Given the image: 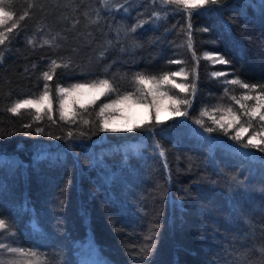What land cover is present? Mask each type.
Here are the masks:
<instances>
[{
	"label": "trees",
	"instance_id": "16d2710c",
	"mask_svg": "<svg viewBox=\"0 0 264 264\" xmlns=\"http://www.w3.org/2000/svg\"><path fill=\"white\" fill-rule=\"evenodd\" d=\"M115 3L129 11H116ZM11 10L18 27L0 45V214L14 221L20 240L46 252L51 264H264V152L241 147L264 122L254 120L241 141L229 139L234 130L207 133L195 123L201 109L217 106L248 119L230 99L245 90L222 81L236 76L264 84V0L199 9L203 14L191 19L192 49L184 14L156 20L153 11L163 17L164 10L151 0H113L108 8L101 0H12ZM141 20L143 27L131 32ZM205 51L231 63L213 64L202 58ZM52 59L69 65L47 81L52 119L34 121L33 110L8 112L17 99L43 91ZM180 68L189 72L184 82H196L187 118L162 111L164 123L154 132L99 129L105 118L123 128L151 111L133 116L137 106L118 105L99 114L118 94L141 87L136 73L159 77ZM217 70L229 75L215 78ZM96 79H108L116 91L79 94L78 103L67 102L75 115L61 120L55 86Z\"/></svg>",
	"mask_w": 264,
	"mask_h": 264
},
{
	"label": "snow or ice",
	"instance_id": "6c2138e0",
	"mask_svg": "<svg viewBox=\"0 0 264 264\" xmlns=\"http://www.w3.org/2000/svg\"><path fill=\"white\" fill-rule=\"evenodd\" d=\"M103 6L108 8L113 3V0H101ZM152 4L159 3L160 8L164 10V16H161L159 11H153L152 16L159 20L161 18H167L169 14L176 15L183 13L188 20L187 24V46L192 49V35H191V19L194 14L202 15L199 9H209L210 11L219 9L225 0H151ZM12 0H0V45H4L5 41L9 39L7 33H12L14 29L18 27V23L14 19V13L11 10ZM212 6H215L213 9ZM115 10L119 11L124 7L122 3L114 4ZM124 11L127 13L128 8L124 7ZM25 19V16H20L19 20ZM97 21H93L96 23ZM145 21L141 20L137 25L131 27L130 31L135 32L137 27H143ZM201 31L207 32V28L201 29ZM29 44L32 40L28 41ZM45 45L51 46L53 41L44 40ZM43 46V45H42ZM4 50H0V63H3ZM195 58V53H193ZM203 59L211 61L213 64L228 65L230 60L226 59L223 54L210 53L205 51L203 53ZM170 63H183L180 60H172ZM68 63H60L56 59H52L49 63L48 70L42 73V79L45 81L43 85V91L38 95L28 96L17 99L11 106L7 108V111L13 115L21 114L22 110H33V120L40 121L44 115H47L49 119H52L53 112V92L52 86L47 83L53 79L55 70L60 67L67 68ZM195 72V69H193ZM215 78L229 75L224 71L217 70L211 73ZM176 77H182L181 82L176 81ZM189 72L185 68H180L176 71L163 73L159 77L155 75H147L145 73H136L133 77L134 82L141 86L137 87L133 92H125L118 94L115 99L109 103L103 104L99 109V114L103 115L106 109L115 108L118 105L139 106L151 111L148 113L144 120L132 124L128 127L116 128L109 126V120L111 117L105 118L101 121L99 129L105 132H132L135 130L144 129L147 127L148 132H154L155 128L164 123L161 119L160 113L167 111L169 118L172 117H184L189 115V109L192 107V98L196 94V82L195 78L188 81ZM224 84L237 85L245 91L242 92L237 98L236 95L230 97L236 105H239L243 110V115L247 116L246 121H242V116L233 109L232 106L222 108L220 106L214 107L211 110L208 108L201 109L200 117L196 118L195 123L200 125L205 132L213 133L218 129L222 130L225 135H228L229 131L234 130V135L229 136V139L241 141L244 139V135L249 132V129L253 128V121L258 118L259 122H264V84H250L239 77H232L222 81ZM171 85V88L179 89L180 92L186 93L184 97H178L171 92V89L167 86ZM86 91L97 93V98L102 95H107L110 92H115L114 85L108 79H96L92 81H85L82 83H74L69 87H62L60 85L55 86V92L57 94V102L59 105V116L61 120L68 122L75 115V112L71 111L70 106L67 104L69 99H72V103L79 102L78 95ZM225 94H228V89L225 88ZM247 101H254L252 104L246 103ZM170 102V104L168 103ZM92 103H95L93 100ZM83 106V105H81ZM223 112L224 114L217 118L214 113ZM202 117H207L213 127H205V121ZM55 123V121H53ZM88 123L87 120L84 121ZM24 127L30 128L31 124H25ZM43 129L38 128L37 134H40ZM72 133H68V137L71 138ZM59 139V137H57ZM257 149L260 152H264V123L259 125V130H254L251 135L247 137L243 148ZM159 150V156L165 158L166 163V151L159 144H156ZM246 155V154H245ZM40 157L38 156L37 159ZM236 180V177H232ZM264 191V187L261 188ZM41 226L37 221L32 226V231L39 233ZM261 254H264V247L260 248ZM0 264H51L48 254L42 252L39 248L31 245H25L19 238L14 221L0 214Z\"/></svg>",
	"mask_w": 264,
	"mask_h": 264
},
{
	"label": "rangeland",
	"instance_id": "374dc122",
	"mask_svg": "<svg viewBox=\"0 0 264 264\" xmlns=\"http://www.w3.org/2000/svg\"><path fill=\"white\" fill-rule=\"evenodd\" d=\"M70 100V99H69ZM144 110V107H139V106H137V107H135L134 109H133V116L135 115V116H137L140 112H142Z\"/></svg>",
	"mask_w": 264,
	"mask_h": 264
}]
</instances>
